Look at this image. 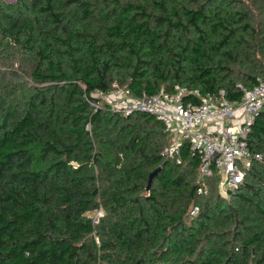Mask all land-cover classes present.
<instances>
[{
    "label": "trees",
    "instance_id": "1",
    "mask_svg": "<svg viewBox=\"0 0 264 264\" xmlns=\"http://www.w3.org/2000/svg\"><path fill=\"white\" fill-rule=\"evenodd\" d=\"M258 78L264 0H0V264H264V107L261 158L200 194L187 141L177 162L161 121L95 94L240 99Z\"/></svg>",
    "mask_w": 264,
    "mask_h": 264
},
{
    "label": "built area",
    "instance_id": "2",
    "mask_svg": "<svg viewBox=\"0 0 264 264\" xmlns=\"http://www.w3.org/2000/svg\"><path fill=\"white\" fill-rule=\"evenodd\" d=\"M257 80L250 88L237 84L240 99L226 97L223 88L201 93L182 85L137 97L127 87L113 84L108 92L95 94L112 109L123 113L141 110L161 121L173 134L166 155L174 154L179 162V146L187 141L192 154L198 156L197 192H206V179L215 172L220 192L228 194L238 189L253 160L261 158L260 153L251 152L247 141L255 116L264 107V79ZM197 210L193 206L189 215Z\"/></svg>",
    "mask_w": 264,
    "mask_h": 264
},
{
    "label": "water",
    "instance_id": "3",
    "mask_svg": "<svg viewBox=\"0 0 264 264\" xmlns=\"http://www.w3.org/2000/svg\"><path fill=\"white\" fill-rule=\"evenodd\" d=\"M160 168L161 166H157L149 172L148 177H147V183L145 186L146 191L150 189L151 181L153 177L156 175V173L160 170Z\"/></svg>",
    "mask_w": 264,
    "mask_h": 264
},
{
    "label": "rangeland",
    "instance_id": "4",
    "mask_svg": "<svg viewBox=\"0 0 264 264\" xmlns=\"http://www.w3.org/2000/svg\"><path fill=\"white\" fill-rule=\"evenodd\" d=\"M7 1H13V0H7ZM170 135H171V138L173 136V134L170 132ZM221 193L223 195H226L223 191H221ZM91 214L95 217V219L101 214V211H94V212H91Z\"/></svg>",
    "mask_w": 264,
    "mask_h": 264
}]
</instances>
